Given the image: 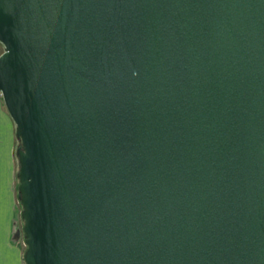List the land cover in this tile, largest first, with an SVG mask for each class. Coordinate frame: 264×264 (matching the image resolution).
Masks as SVG:
<instances>
[{
  "label": "water",
  "instance_id": "95a60500",
  "mask_svg": "<svg viewBox=\"0 0 264 264\" xmlns=\"http://www.w3.org/2000/svg\"><path fill=\"white\" fill-rule=\"evenodd\" d=\"M25 264H264V0H0Z\"/></svg>",
  "mask_w": 264,
  "mask_h": 264
},
{
  "label": "crops",
  "instance_id": "0c3cea01",
  "mask_svg": "<svg viewBox=\"0 0 264 264\" xmlns=\"http://www.w3.org/2000/svg\"><path fill=\"white\" fill-rule=\"evenodd\" d=\"M17 144L15 125L0 98V264H25L16 223Z\"/></svg>",
  "mask_w": 264,
  "mask_h": 264
},
{
  "label": "rangeland",
  "instance_id": "374dc122",
  "mask_svg": "<svg viewBox=\"0 0 264 264\" xmlns=\"http://www.w3.org/2000/svg\"><path fill=\"white\" fill-rule=\"evenodd\" d=\"M4 51V48L3 46L0 44V54H2ZM21 143H20V140L18 141V144H17V149H19ZM16 161H17V172H16V197H17V211H16V223H17V228H18V232H19V236H21L22 238V241L24 243V235H23V225H24V222L23 220L21 219V213H22V207L20 205V201H19V196H18V193H17V186H18V170H19V165H18V160H17V157H16ZM25 245V243H24ZM25 249H26V246H25Z\"/></svg>",
  "mask_w": 264,
  "mask_h": 264
},
{
  "label": "trees",
  "instance_id": "16d2710c",
  "mask_svg": "<svg viewBox=\"0 0 264 264\" xmlns=\"http://www.w3.org/2000/svg\"><path fill=\"white\" fill-rule=\"evenodd\" d=\"M18 141H19V139H18Z\"/></svg>",
  "mask_w": 264,
  "mask_h": 264
}]
</instances>
